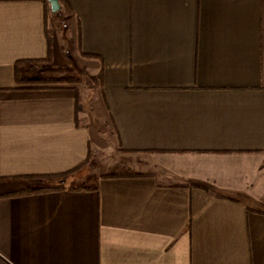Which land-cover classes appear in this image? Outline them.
<instances>
[{
    "label": "crops",
    "instance_id": "obj_1",
    "mask_svg": "<svg viewBox=\"0 0 264 264\" xmlns=\"http://www.w3.org/2000/svg\"><path fill=\"white\" fill-rule=\"evenodd\" d=\"M68 1L0 0V193L66 187L0 196V264H264V0ZM66 32L93 112L15 83L67 76Z\"/></svg>",
    "mask_w": 264,
    "mask_h": 264
},
{
    "label": "trees",
    "instance_id": "obj_2",
    "mask_svg": "<svg viewBox=\"0 0 264 264\" xmlns=\"http://www.w3.org/2000/svg\"><path fill=\"white\" fill-rule=\"evenodd\" d=\"M42 2L47 3L46 0H41ZM59 4L64 7L65 9H71L70 3L68 0H58ZM79 32V27H78ZM83 56L90 57V54L84 53L79 51ZM44 59H25V60H19L16 61L14 64V79L15 83L19 84V86H28V87H17V88H37L38 86H44V85H51V84H58V83H77L79 78L77 76H33L29 77L28 75H23V71L26 66L30 65L31 63H39L43 62ZM45 61V60H44ZM31 66V65H30ZM98 84L102 81V66L100 67L99 72L96 75ZM77 108H80L79 100H77ZM88 157V154H87ZM84 163V162H83ZM81 163V165L83 164ZM80 164L77 165L74 169L79 168L81 166ZM72 169V170H74ZM70 170V171H72ZM69 172V171H68ZM65 175V173L60 174H46V175H38V177L46 179V180H52L53 178L60 177ZM137 175V173H108L105 174L104 177H113V176H133ZM66 187L63 185H57V184H50L45 183L41 186H28L25 188H22L17 191H10L6 193H0V196H21V195H28L33 193H43L47 191H58L63 190ZM68 190H82V189H89V187L76 185V186H70L67 187Z\"/></svg>",
    "mask_w": 264,
    "mask_h": 264
},
{
    "label": "rangeland",
    "instance_id": "obj_3",
    "mask_svg": "<svg viewBox=\"0 0 264 264\" xmlns=\"http://www.w3.org/2000/svg\"><path fill=\"white\" fill-rule=\"evenodd\" d=\"M62 10H58L56 11V16L57 18L60 20V22L63 21V17L65 15H63L61 13ZM55 13V12H54ZM68 19H65L64 25H67V21ZM63 26V25H62ZM67 33V32H66ZM68 33L65 36V38L63 39L64 41V49H65V53L67 54V59H68V65L67 66H63L60 68V70L58 71V73L60 74H64L67 76H77L79 78L78 82L76 83L77 87H79V89L81 90L82 95L84 96V100H86V107L88 108V110L90 112H93L92 108H94V105L92 104V99L87 101V95L90 94V91L92 88H94V92L96 91L95 89H97V84L98 81L96 80L97 78H92V76L89 75L87 69L83 68L81 66V64H79L80 61V56H76L78 58V60L73 56V54L75 53V50L73 48V43L74 41L72 39H70L68 37ZM72 45V47H71ZM59 69V68H58ZM85 69V70H84ZM41 72H43V69H35L34 72H32V74H40ZM57 72V71H56ZM51 71V73H56ZM49 73V71H48ZM49 73V74H51ZM31 74V73H30ZM91 78V80H90ZM97 92H95L96 95ZM101 127V125H98ZM97 126V127H98ZM101 129V128H100ZM96 130V128H95ZM107 138L109 137L108 134L106 136ZM96 153V151H95ZM99 153L95 156H97L96 158H94L93 160V167H92V171H90L91 174L96 173V172H118V171H123L126 169V162H124L125 159L127 160H132L131 157L133 156H125L127 158H115V154H113L112 150L110 147L105 148V165L103 163V161L100 159L99 157ZM114 155V156H113ZM106 156H108V158H106ZM107 159V161H106ZM124 159V160H123ZM219 160H217V158H209L208 162L213 163V162H218ZM222 162V161H220ZM91 179V177L89 176V180Z\"/></svg>",
    "mask_w": 264,
    "mask_h": 264
},
{
    "label": "water",
    "instance_id": "obj_4",
    "mask_svg": "<svg viewBox=\"0 0 264 264\" xmlns=\"http://www.w3.org/2000/svg\"><path fill=\"white\" fill-rule=\"evenodd\" d=\"M50 6L52 12H56L60 9V4L58 0H46Z\"/></svg>",
    "mask_w": 264,
    "mask_h": 264
}]
</instances>
